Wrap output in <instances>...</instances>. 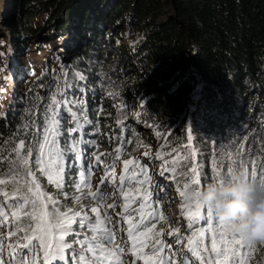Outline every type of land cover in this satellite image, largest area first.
I'll list each match as a JSON object with an SVG mask.
<instances>
[{"label":"trees","instance_id":"16d2710c","mask_svg":"<svg viewBox=\"0 0 264 264\" xmlns=\"http://www.w3.org/2000/svg\"><path fill=\"white\" fill-rule=\"evenodd\" d=\"M11 1L10 17L2 24L10 25L15 44L24 35L32 47H46L49 40L36 39L37 33L64 39L65 24L72 21L74 45L64 56L59 54L64 62L60 68L47 58L49 69L34 80L23 99L15 101V111L0 119V150L24 138L18 137V130L38 117V112L34 116L30 112L46 106L53 95L60 99L64 92L86 106L91 124L85 125L83 139L95 142V153L107 154L100 156L103 172L114 159V149L127 140L131 144L122 158L149 145L163 146L164 157L179 150L188 157L182 165L200 169L202 184L214 179L218 162L227 166L226 153L245 166L254 162L257 171L264 164V0ZM39 13L45 15L47 25H36ZM123 32L131 42L115 39ZM17 46L25 48V43ZM19 78L14 76L15 83ZM131 101L135 106L128 105ZM60 116L61 124L71 127L63 105ZM189 135L191 147H185ZM193 149L199 160L191 156ZM145 160L150 159L142 158L140 163L147 165L151 176L153 169ZM76 175L72 168L71 177ZM73 182L66 169L63 189L55 190L71 198L76 194ZM176 185L166 183L162 192L166 199L160 201L166 220L158 222L154 231L163 230L164 240L166 227L174 222L164 207ZM116 242L121 243L118 234ZM250 264H264V247H257Z\"/></svg>","mask_w":264,"mask_h":264},{"label":"snow or ice","instance_id":"6c2138e0","mask_svg":"<svg viewBox=\"0 0 264 264\" xmlns=\"http://www.w3.org/2000/svg\"><path fill=\"white\" fill-rule=\"evenodd\" d=\"M77 79L85 78L77 74ZM65 88L71 89L67 81ZM59 96L57 99L53 95L46 106L30 112V116L38 112V117L18 130V137L24 138H17L13 146L0 150V177H4L0 178V264H129V258L131 264L138 261L141 264H250L257 247H264V240L255 243L246 240L232 231L226 221L216 217L210 207L200 203L199 190L206 185L202 184L201 171L195 165H182L181 161L188 157L180 155L179 150L174 157L168 153L170 160H165L162 152L155 157L165 164L159 174L168 179L164 176L167 172L177 181L179 197L189 183L198 189L196 197L183 200L180 205L182 217L187 221L186 232L181 234L176 228L168 233L177 245L175 249L162 238L163 230L154 231L157 223L166 217L160 205L163 197L159 185L152 184L147 165H141L139 157L122 161L131 140L114 149V159L105 167V174L93 191L92 177L103 163L100 156L107 154L93 157L90 150L96 148L95 142L83 139L85 125L91 124L86 106L64 92ZM61 105L70 117L71 127L61 124ZM117 123L122 122L117 120ZM191 139L189 135L185 147H191ZM191 156L195 157L194 149ZM225 157L229 163L225 166L218 162V167L213 169L214 178L224 179L232 170L243 168L244 178L264 184V164L257 171L254 162L245 166L230 154L226 153ZM121 161L122 172L117 177L115 168ZM5 164L6 169L2 167ZM72 168L77 173L75 178L71 177ZM66 169L76 193L71 197L72 207L62 206L57 198L62 196L67 201V193L60 191L54 196L44 192L36 177L39 173L47 183L62 190ZM205 175L212 178L208 173ZM109 187L113 188L112 192H107ZM109 200L113 203H108ZM118 206L120 213L115 211ZM113 215L119 217L115 224ZM121 231L126 239L117 243Z\"/></svg>","mask_w":264,"mask_h":264},{"label":"rangeland","instance_id":"374dc122","mask_svg":"<svg viewBox=\"0 0 264 264\" xmlns=\"http://www.w3.org/2000/svg\"><path fill=\"white\" fill-rule=\"evenodd\" d=\"M13 2L11 0H0V119L6 118L10 112L15 111V101L17 102L19 99H23V96L25 93L28 92L31 84L34 82L35 79L39 78L41 73L46 72L48 68L47 58H49L51 61H54L58 63L59 68L63 66V57L68 50L70 51L72 46L74 45L73 37H72V29L74 25L72 24H65V28H67V32L64 36V39L56 38V37H49L45 34L44 31H39L36 35V39L41 41H48L50 42V45H46V47H41L42 45L39 44L37 47H32V43H28L26 40H23L24 35L20 37L22 40L21 43L15 44V40L13 36L9 35V29L10 25L4 23L7 22L8 18L10 17V13L12 10V4ZM107 7V6H106ZM20 12V11H19ZM18 12V13H19ZM70 22V21H69ZM3 23V24H2ZM47 21H45V15L43 13L37 14L36 19V25L38 27H41L40 25H47ZM42 30H44L42 28ZM115 39L118 40L119 38L125 40L127 43L131 42L129 38H125V32L115 35ZM51 39V40H50ZM25 43V48H19L17 45H21ZM39 48H42L39 52ZM64 52L62 56L61 54ZM55 67H51V71H54ZM62 72V71H61ZM17 73V74H16ZM19 75L18 81L15 83L14 76ZM26 75V76H25ZM25 76V78H24ZM104 77V76H103ZM67 78V74L63 76V79ZM107 82H111L112 75L110 73L106 74ZM114 80V77H113ZM15 83V85H14ZM134 102V101H133ZM136 104V103H135ZM135 104H132V101L128 103V105L135 106ZM132 106L129 107L132 110ZM140 107V106H138ZM193 106L191 107V109ZM135 117V116H134ZM172 131H169L167 133L168 135ZM159 135H156L158 138ZM164 138V136H163ZM93 157L96 155H99L94 152V150H90ZM148 152V156H144L143 153ZM158 152H162V146L157 145H149L141 147L140 150L136 153L128 155L125 158H122L123 160H128L131 158L139 157L140 160L142 158L150 159L145 160V162L150 166V168L153 169L151 177H152V184L153 185H159V189L162 195V192L165 189V184L168 182H171L173 185L177 184L176 180L171 179L169 173L165 172L164 176L169 177L168 179H165L162 177L159 173L161 170L165 167L164 161L156 159V154ZM155 155V156H154ZM176 156V155H175ZM174 157V156H173ZM172 157H164L165 160H170ZM195 158L199 160V155H197ZM121 162H117L116 168H115V174L117 177L120 176L122 172L123 164ZM93 163H95V160L93 159ZM162 163V165L158 168L157 165ZM199 165V161L197 163ZM95 171V170H94ZM105 174V171L103 172V169L101 165L99 166V171H95V174L92 178V183H94V186L92 187V190L94 191L96 188V185L99 184L100 178L103 177ZM36 177L43 183L44 192L51 193L54 196L58 192V190H55V187L52 184H49L46 182L45 177H41L39 173H36ZM161 179H164V181H160ZM178 179V178H177ZM116 186H119V180L117 179ZM113 188L109 187L107 189V192H112ZM156 189H153V192L155 193ZM171 195V199L165 203V210H168V213L174 216V222L171 224H168L165 230V237L166 241L168 243H172L173 238L168 236V233L171 229L179 228L180 233L183 234L186 232L187 229V221L182 217L181 208L180 205L183 201L181 199L176 191V186L173 187V190L169 193ZM69 199L67 201L64 200L62 196L57 197L59 200H63V205H66L68 207L73 206V202L70 198L71 194H68ZM168 196V195H167ZM161 200H165L164 195H162ZM108 203H113L112 200H109ZM118 203L122 204V201H119ZM135 207V205H133ZM116 213L121 212V208L118 206L116 208ZM119 220V217L117 215H113V223L115 224ZM123 225V221H119ZM126 227V225H124ZM119 241H123V239H126V235L123 231L118 233ZM173 249L177 247L175 243H172ZM184 246L181 245L180 252L183 253ZM131 263V258H129V264ZM137 264H140L138 261Z\"/></svg>","mask_w":264,"mask_h":264},{"label":"clouds","instance_id":"9594fccd","mask_svg":"<svg viewBox=\"0 0 264 264\" xmlns=\"http://www.w3.org/2000/svg\"><path fill=\"white\" fill-rule=\"evenodd\" d=\"M197 190L189 183L180 198L191 201ZM199 201L246 240L253 243L264 240V184L244 178L243 168L232 170L224 179H212L199 190Z\"/></svg>","mask_w":264,"mask_h":264}]
</instances>
